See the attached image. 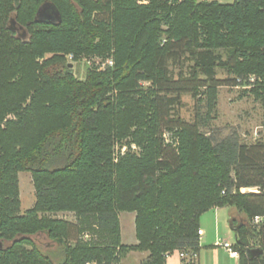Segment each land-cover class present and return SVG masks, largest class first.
Masks as SVG:
<instances>
[{"label": "trees", "instance_id": "trees-1", "mask_svg": "<svg viewBox=\"0 0 264 264\" xmlns=\"http://www.w3.org/2000/svg\"><path fill=\"white\" fill-rule=\"evenodd\" d=\"M44 3L59 21H35ZM221 87L264 105V0H0V264H119L130 252L198 264L200 217L225 206L244 216L229 218L239 264H264V141L201 131ZM199 89L206 112L187 123L175 110ZM20 172L35 196L22 216ZM59 212L77 223L47 216ZM124 212L135 245L121 242ZM38 233L61 247L57 263Z\"/></svg>", "mask_w": 264, "mask_h": 264}, {"label": "rangeland", "instance_id": "rangeland-1", "mask_svg": "<svg viewBox=\"0 0 264 264\" xmlns=\"http://www.w3.org/2000/svg\"><path fill=\"white\" fill-rule=\"evenodd\" d=\"M199 1H216L220 4H231L233 2V0ZM14 31L20 36H25L26 34L25 29L19 28L16 25H14ZM188 65L189 64L185 62L182 66L181 64L170 65V69L174 74H177L178 70L180 69H183V72L187 70L186 67ZM72 67V70L76 76L80 80H83L86 73L84 62H75L72 64ZM226 78V72L221 69H217V79L223 80ZM249 89L250 88L244 89L242 87H221L218 90L219 92L216 109L210 116L211 120L208 126L201 128V131L206 133L208 136L215 137L217 140H221L228 136H234L240 143L244 144H252L257 141H264V105L259 100L255 99L254 95L249 92ZM203 91V89H199L197 90L196 94H181L180 106L175 110L177 111L176 113L180 119L187 123H193L197 114H205V97L203 95ZM17 177L20 200L19 215L22 216L33 207L35 196L31 174L28 172H20L18 173ZM252 190L253 189L250 188V192ZM244 192L241 191L242 194ZM225 207H228L230 211H232V216L236 217L238 220L244 217L233 207ZM134 215V213L127 212L119 214L121 240L122 244L127 246L135 245L137 243L135 238ZM211 215L212 213L206 214L205 217L203 216L202 221L204 219H208V221H210ZM47 216L53 219L68 221L73 224L77 223L76 217L73 213L59 212ZM85 227H87V225H85ZM223 235L229 237L228 240L231 244H235L236 240L233 232H231L230 235H228L227 232ZM74 236L75 230L71 233V241L74 239ZM30 239L42 251L43 254L53 257L52 260L55 263L59 261L61 247H59L57 242L50 240L45 233H38L31 236ZM82 239L83 241H89L91 239V234L89 237H83ZM94 240H98L96 239V236ZM220 240L223 241V238ZM71 241L67 242V244L72 246L74 243ZM203 254L205 253L203 252ZM147 255V253L144 254L139 252H130L121 258L119 264H141L147 258ZM205 258L206 255H203V260Z\"/></svg>", "mask_w": 264, "mask_h": 264}, {"label": "crops", "instance_id": "crops-1", "mask_svg": "<svg viewBox=\"0 0 264 264\" xmlns=\"http://www.w3.org/2000/svg\"><path fill=\"white\" fill-rule=\"evenodd\" d=\"M231 212L228 207H220L211 209L200 217L199 230L202 231V235L199 237L198 264H239L238 255L232 257L222 247L216 246L217 242L231 244L228 240L229 237L223 235L226 232L230 235L232 232L229 227ZM208 213H212L210 221L208 219L202 221L203 216L205 217ZM221 238H223V241L220 240ZM203 255H206L204 260ZM180 261L178 252H174L166 260L167 264H180Z\"/></svg>", "mask_w": 264, "mask_h": 264}, {"label": "water", "instance_id": "water-1", "mask_svg": "<svg viewBox=\"0 0 264 264\" xmlns=\"http://www.w3.org/2000/svg\"><path fill=\"white\" fill-rule=\"evenodd\" d=\"M60 17L55 7L49 3H44L37 11L35 21L53 23L59 21ZM71 67V66H70Z\"/></svg>", "mask_w": 264, "mask_h": 264}, {"label": "built area", "instance_id": "built-area-1", "mask_svg": "<svg viewBox=\"0 0 264 264\" xmlns=\"http://www.w3.org/2000/svg\"><path fill=\"white\" fill-rule=\"evenodd\" d=\"M67 59L68 60H72V56L69 55L67 57ZM106 64L107 65H111V60L107 61ZM253 80H254L253 77H251L249 81L252 83ZM242 88L246 89V88H249V87H242ZM244 190H245V192H244ZM241 191L244 192V193H251L253 190L250 192V189H242ZM259 220L260 219L258 217H256L254 221L257 223V222H259ZM198 235L201 236L202 235V231L199 230L198 231ZM216 246H222V248L225 249L230 254V256H232V257L237 256V252L233 249L232 245L227 243V242H223V243L217 242ZM179 256H180V258L185 257L184 254H181V253H179Z\"/></svg>", "mask_w": 264, "mask_h": 264}, {"label": "clouds", "instance_id": "clouds-1", "mask_svg": "<svg viewBox=\"0 0 264 264\" xmlns=\"http://www.w3.org/2000/svg\"><path fill=\"white\" fill-rule=\"evenodd\" d=\"M233 246V245H232Z\"/></svg>", "mask_w": 264, "mask_h": 264}]
</instances>
